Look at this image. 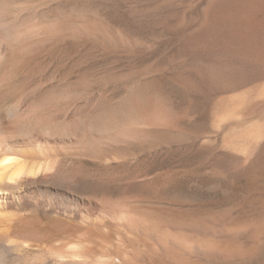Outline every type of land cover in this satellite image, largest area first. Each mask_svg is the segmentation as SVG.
Segmentation results:
<instances>
[{"label": "rangeland", "instance_id": "obj_1", "mask_svg": "<svg viewBox=\"0 0 264 264\" xmlns=\"http://www.w3.org/2000/svg\"><path fill=\"white\" fill-rule=\"evenodd\" d=\"M0 52L32 255L264 264V0H0Z\"/></svg>", "mask_w": 264, "mask_h": 264}, {"label": "bare ground", "instance_id": "obj_2", "mask_svg": "<svg viewBox=\"0 0 264 264\" xmlns=\"http://www.w3.org/2000/svg\"><path fill=\"white\" fill-rule=\"evenodd\" d=\"M243 79H246L244 74ZM27 107H29V104ZM5 109L9 119H16L19 115V107L16 101L8 103L6 108L4 107V112ZM36 126L37 124L33 123H21L18 129L9 131L5 130V118L0 119V157L7 155H15L20 157L26 162L28 170H34L36 172L33 180H30L28 176H25L21 178V180H19L15 185L0 180V264H49L50 260L53 261V264H103L105 263V260L109 261V264H115L116 260L114 256H108L111 254L106 255L108 259L104 255H98L97 257L93 255H85L78 251V245H76V248H70L72 251L67 253H57L55 255L52 254V256L50 254L41 259H39L36 255H32L33 252L31 250V246L39 248L38 250H41V252L47 246H43L42 243L30 244L26 240L28 236H33L36 238V236L43 230L41 227L39 228L35 224L33 225L23 222V212L27 209V207L22 200L24 199L23 196L25 195V190H27V187L29 185L36 184L37 181L35 180V177H37L42 171L48 169V166L41 163L31 164L26 159V156L29 154V152H31L32 156V151L41 155V153L45 152L47 149L46 147L41 146L31 147V149H23L18 141H12L15 140L16 137L30 136L33 134ZM30 201H34L31 203H35V205L38 202L37 200L36 202L35 199H31ZM33 205H31L32 209ZM36 206L38 207V204ZM127 214L128 213L126 212L125 215L127 216ZM130 216H132V214ZM42 237L44 238V241H47L50 238L47 233H44ZM51 247L52 246H50V248Z\"/></svg>", "mask_w": 264, "mask_h": 264}, {"label": "clouds", "instance_id": "obj_3", "mask_svg": "<svg viewBox=\"0 0 264 264\" xmlns=\"http://www.w3.org/2000/svg\"><path fill=\"white\" fill-rule=\"evenodd\" d=\"M36 172L28 170L24 160L15 155L0 157V180L15 185L21 178L28 176L34 177ZM70 248H76V245H70ZM63 259V258H61Z\"/></svg>", "mask_w": 264, "mask_h": 264}]
</instances>
